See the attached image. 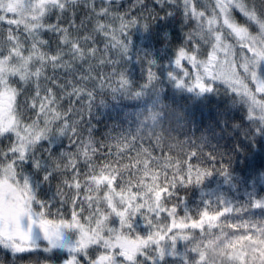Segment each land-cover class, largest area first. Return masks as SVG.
<instances>
[{
  "label": "snow or ice",
  "instance_id": "6c2138e0",
  "mask_svg": "<svg viewBox=\"0 0 264 264\" xmlns=\"http://www.w3.org/2000/svg\"><path fill=\"white\" fill-rule=\"evenodd\" d=\"M262 228L264 0H0V264H207L209 229Z\"/></svg>",
  "mask_w": 264,
  "mask_h": 264
},
{
  "label": "trees",
  "instance_id": "16d2710c",
  "mask_svg": "<svg viewBox=\"0 0 264 264\" xmlns=\"http://www.w3.org/2000/svg\"><path fill=\"white\" fill-rule=\"evenodd\" d=\"M76 2L83 3V0H76ZM179 24V20L169 21L162 20L160 22V27H167L169 24ZM155 26L153 27V31H155ZM110 93L105 97L112 103L110 100ZM209 104L214 103V98L208 101ZM105 111L107 109H104ZM147 134V131H145ZM219 181L217 178H210L208 182L205 183L204 190L207 192L209 189H213V191L209 192L210 196H218L223 190L224 194L228 197H232L234 199H242L243 196L237 197V191H241L242 189H235L230 186H225L220 184V188H217V184ZM177 191L183 195L185 192L190 193V197L188 203L192 206V211L195 213L196 207L200 201H198L195 197L200 194V189L198 187L192 188H178ZM143 228V225H141ZM211 235L204 241V250H205V259L207 260V264H264V228H262L261 233H257L253 239L249 240L247 237L241 233H232L230 234L226 230L220 229L213 232L211 229L208 230ZM199 235L197 234L194 238L190 239L187 243L191 244L194 240H199ZM185 246V242L181 241V250ZM172 258L169 257V260Z\"/></svg>",
  "mask_w": 264,
  "mask_h": 264
}]
</instances>
